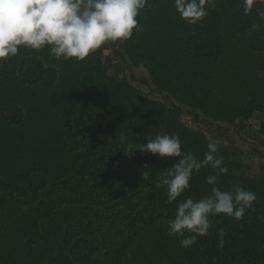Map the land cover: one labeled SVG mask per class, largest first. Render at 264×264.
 Segmentation results:
<instances>
[{
  "label": "trees",
  "instance_id": "1",
  "mask_svg": "<svg viewBox=\"0 0 264 264\" xmlns=\"http://www.w3.org/2000/svg\"><path fill=\"white\" fill-rule=\"evenodd\" d=\"M150 3L142 32L83 62L22 48L0 64V264H264V164L249 173L240 146L200 128L264 160V18L217 0L189 25L173 0ZM158 134L200 159L217 143L229 169L218 187L254 192L255 210L213 218L182 248L168 235L177 202L156 186L175 160L136 151ZM212 174L194 173L180 199L209 194Z\"/></svg>",
  "mask_w": 264,
  "mask_h": 264
},
{
  "label": "clouds",
  "instance_id": "2",
  "mask_svg": "<svg viewBox=\"0 0 264 264\" xmlns=\"http://www.w3.org/2000/svg\"><path fill=\"white\" fill-rule=\"evenodd\" d=\"M181 19L189 25L202 23L208 9L217 0H173ZM150 0H0V64L16 57L23 49H47L56 60L83 62L108 43L129 41L134 31H143L139 17L151 10ZM245 15L253 11L264 18L261 0H243ZM136 146V151L174 159L173 166L163 171L156 186L167 188L168 203L177 202L175 217L168 220V235L180 239L189 248L200 237L209 236L213 218L223 215L240 222L246 212L254 211L257 196L239 185L229 191L218 187L219 177L227 175L220 147L209 142L208 151L200 159L184 149L178 136L158 134ZM135 151V152H136ZM211 168L206 177L210 193L198 200L180 199L191 189L194 173ZM148 173H143V179ZM218 247L225 245L226 232L218 233Z\"/></svg>",
  "mask_w": 264,
  "mask_h": 264
},
{
  "label": "rangeland",
  "instance_id": "3",
  "mask_svg": "<svg viewBox=\"0 0 264 264\" xmlns=\"http://www.w3.org/2000/svg\"><path fill=\"white\" fill-rule=\"evenodd\" d=\"M101 54H103L109 64L113 67L114 70L116 71H122L121 67L119 66L120 63L115 61L111 55L108 54L107 50H105L104 48L101 50ZM182 121L187 124L188 126H193V127H198V125L194 124L189 117L187 116H183L182 117ZM201 129L206 131L207 136L214 141H223L226 143H232V144H236L238 146L241 147V149L243 150L244 154L242 155V158L244 160L245 165H247L248 167V172L249 173H256L259 169V166L261 165V163L264 164V160L260 159V157L258 155H255L252 150H253V146L252 144L243 141L240 138H236L234 136H229L228 138H221V139H215L208 131L207 129L203 126L200 127Z\"/></svg>",
  "mask_w": 264,
  "mask_h": 264
}]
</instances>
